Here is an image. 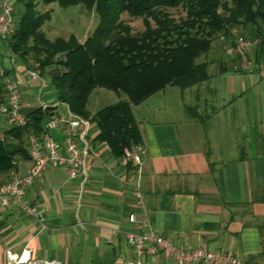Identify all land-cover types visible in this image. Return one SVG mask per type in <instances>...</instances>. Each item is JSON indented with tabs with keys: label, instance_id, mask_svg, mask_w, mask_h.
Instances as JSON below:
<instances>
[{
	"label": "crops",
	"instance_id": "crops-1",
	"mask_svg": "<svg viewBox=\"0 0 264 264\" xmlns=\"http://www.w3.org/2000/svg\"><path fill=\"white\" fill-rule=\"evenodd\" d=\"M1 48L5 78L19 81L21 96L30 103L28 93L37 82ZM263 65L256 69L263 73ZM166 88L139 104L162 99ZM187 90L197 111L190 119L181 114L154 120L161 112L158 106L137 118L132 106L142 135L141 205L130 193L136 175L130 176L123 159L94 140L97 128L89 122L91 156L83 186L79 177L69 179L61 169L47 166L26 189L29 204L41 209L42 228L16 207L0 206V262L7 248L17 254L29 248L31 259L55 264L134 263L122 234L137 230L127 220L134 212L144 227L179 247H202L234 255L243 264H264V80L232 68ZM50 134L61 138L56 131ZM29 165L28 159L18 160L15 172L23 174ZM142 262L164 263L159 256Z\"/></svg>",
	"mask_w": 264,
	"mask_h": 264
},
{
	"label": "trees",
	"instance_id": "trees-1",
	"mask_svg": "<svg viewBox=\"0 0 264 264\" xmlns=\"http://www.w3.org/2000/svg\"><path fill=\"white\" fill-rule=\"evenodd\" d=\"M50 2L61 7L81 5L94 12L97 23L82 42L72 34L48 39L41 25L49 13L37 5ZM16 3L21 8L14 10ZM177 8L185 15L176 22L166 9ZM123 14L140 17L144 29L132 33L121 20ZM12 25L3 46L12 59L26 67L37 62L56 100L96 126L94 140L123 159L132 177L139 166L125 153L139 150L140 157L142 149L132 106L168 86L183 91L239 64L243 57L224 55L234 44L232 28L239 35L257 38L245 58L257 66L264 64V0H15ZM3 75L0 101L4 99ZM94 88L113 91L119 98L91 113L86 106ZM186 108L190 115L197 114L195 107ZM52 112L50 107H28L23 109L25 126H0V184L16 170L18 160H29L28 129L43 134Z\"/></svg>",
	"mask_w": 264,
	"mask_h": 264
},
{
	"label": "built area",
	"instance_id": "built-area-1",
	"mask_svg": "<svg viewBox=\"0 0 264 264\" xmlns=\"http://www.w3.org/2000/svg\"><path fill=\"white\" fill-rule=\"evenodd\" d=\"M15 0H0V52L12 28V9ZM262 37L264 38V27ZM257 38L250 39L244 35H237L234 44L225 50L228 56L243 57L239 64H233V69L248 75L259 74L264 80V72L256 69L257 65L249 58H245ZM3 50L6 49L3 47ZM6 56L12 57L6 51ZM28 79L37 82L38 94L44 86V76L38 68L26 67L22 71ZM0 74L3 69L0 68ZM4 99L0 101V119L5 124L13 127H23L27 119L23 109L32 107L24 100L19 89V81L9 80L3 75ZM37 106L53 108L52 114L44 123L43 134L35 132L32 128L27 131V154L30 165L23 174L11 171L8 177L0 184V206L16 207L26 216L36 219L42 228L41 209L29 204L25 197L27 187L41 175L42 170L49 166L59 168L67 178H80V187L87 178V161L91 156V147L87 140L86 132L89 121L71 112L66 103L60 101H39ZM59 109V111H55ZM56 131L61 138L53 137L50 132ZM139 150L125 153L127 158L140 164ZM130 193L137 205L142 204L139 170L137 169L136 183L131 187ZM129 223L133 224L136 231L122 232L126 243L131 247L135 257L134 263L144 264L143 259L159 256L164 263L161 264H243L238 257L221 251H209L202 247L186 249L179 247L169 238L155 232L149 227H144L142 220L134 212L127 215ZM4 260L0 264H55L49 260H35L30 258L29 248H22L19 253H14L9 248L4 250Z\"/></svg>",
	"mask_w": 264,
	"mask_h": 264
},
{
	"label": "rangeland",
	"instance_id": "rangeland-1",
	"mask_svg": "<svg viewBox=\"0 0 264 264\" xmlns=\"http://www.w3.org/2000/svg\"><path fill=\"white\" fill-rule=\"evenodd\" d=\"M20 8L21 5L16 3L14 10ZM37 9H39L40 11H48L49 13V19L46 20L41 25V30L48 39H54L56 37L66 38L69 34H72L75 36L77 40L80 41L85 39L86 36H88L91 33V31L93 30V28L97 23V19L94 12L86 10L81 5H71V6L61 7L55 2H50L48 4L38 3ZM166 10L176 22L180 18H183L185 15L180 8L166 9ZM121 20L129 25V27L131 28V32L134 34H137L144 29V25L140 17H131L126 14H123L121 16ZM150 23L153 24L151 20ZM230 31L232 34L233 41L237 35L241 34V32H238L234 28H232ZM219 39H223V38L220 36ZM227 47L228 46H225V48ZM199 59L200 58H198L197 60ZM14 61L18 62L16 58H14ZM30 65H31L30 67L36 68L37 62H31ZM262 68L264 69V65ZM44 79H45L44 86L40 89L39 94H38V87H36L35 89H30V92L28 93L30 97L29 98L30 104L32 103L36 105L39 103V101H46L47 100L46 95H50L52 100L54 99L53 101H55L54 89L52 88L48 78L44 77ZM210 81H214V80H210ZM166 89L167 90L163 93L162 99L159 100L154 99L151 102H148V104H144V103L139 105L137 104L135 106L136 117L139 118V117L148 116L150 111H152L153 109H155V107L158 106L160 107L161 112L160 114L156 113V115H154L155 116L154 120L159 118H166V117L171 118L173 116L177 117L181 114H183L187 119H190L189 118L190 111L186 107L193 106L195 102L194 100L191 99L192 97L189 96L188 90L186 89L182 91L175 86H168ZM219 94L215 95L214 98L217 97V99H219L220 98ZM118 98L119 95L113 91L106 90L103 88H94L88 96L86 108L88 111L94 112L95 110L101 108L106 104L115 102ZM206 98L208 99L207 103L212 101V99L209 100V95H207ZM210 98H213V96L210 95ZM207 110H209L208 106H207ZM198 111L200 112L199 109ZM0 126L5 127L6 124L0 121ZM196 126L199 128L200 127L199 123H196ZM93 127L95 126L92 125V128ZM191 128H192L191 130L195 132L196 129L193 126Z\"/></svg>",
	"mask_w": 264,
	"mask_h": 264
}]
</instances>
